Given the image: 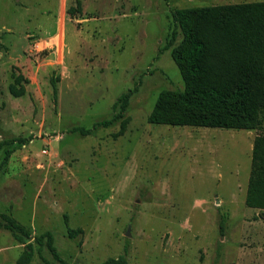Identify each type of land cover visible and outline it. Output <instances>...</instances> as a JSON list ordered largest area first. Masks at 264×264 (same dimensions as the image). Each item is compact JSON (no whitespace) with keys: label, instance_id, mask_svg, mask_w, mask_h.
<instances>
[{"label":"rangeland","instance_id":"374dc122","mask_svg":"<svg viewBox=\"0 0 264 264\" xmlns=\"http://www.w3.org/2000/svg\"><path fill=\"white\" fill-rule=\"evenodd\" d=\"M263 1L0 0V214L31 231L26 242L51 232L68 264H102L126 248L128 264H264V210L245 203L264 123L148 122L163 90H184L174 12ZM127 93L126 109L114 108ZM119 114L88 136L72 132ZM68 227L83 234L69 238ZM23 248L0 230V264ZM30 264L60 263L35 244Z\"/></svg>","mask_w":264,"mask_h":264},{"label":"trees","instance_id":"16d2710c","mask_svg":"<svg viewBox=\"0 0 264 264\" xmlns=\"http://www.w3.org/2000/svg\"><path fill=\"white\" fill-rule=\"evenodd\" d=\"M81 3L70 7L68 14L81 13ZM174 20L182 40L172 52L184 82L183 91L163 90L148 122L154 125L208 127L227 130H257L264 123V1L224 4L199 8H183L174 12ZM11 85L14 96H22L27 80L21 74ZM59 76L52 86L57 96ZM21 85V88L17 87ZM130 94L121 95L114 108L122 103L126 109ZM122 114L94 124L90 129L77 127L72 132L90 135L97 128H107ZM128 118L124 119L116 136L125 133ZM20 143L25 141L15 140ZM14 142V141H13ZM2 144H0V151ZM245 203L252 209L264 210V134L254 139L251 171ZM0 230L9 231L24 246L15 264H30L35 244L46 246L60 264H68L57 252L54 236L44 232L35 236L9 214H0ZM83 234L81 228L67 229L69 238ZM128 249L117 258L102 264H128Z\"/></svg>","mask_w":264,"mask_h":264},{"label":"water","instance_id":"95a60500","mask_svg":"<svg viewBox=\"0 0 264 264\" xmlns=\"http://www.w3.org/2000/svg\"><path fill=\"white\" fill-rule=\"evenodd\" d=\"M130 229V228H129ZM128 235H129V233H128Z\"/></svg>","mask_w":264,"mask_h":264}]
</instances>
